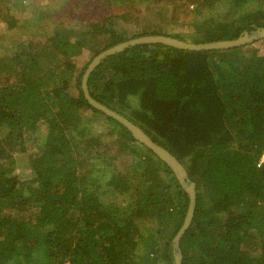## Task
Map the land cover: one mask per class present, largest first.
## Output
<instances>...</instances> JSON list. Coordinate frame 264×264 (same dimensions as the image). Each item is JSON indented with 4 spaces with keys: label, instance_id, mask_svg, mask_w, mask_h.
<instances>
[{
    "label": "trees",
    "instance_id": "1",
    "mask_svg": "<svg viewBox=\"0 0 264 264\" xmlns=\"http://www.w3.org/2000/svg\"><path fill=\"white\" fill-rule=\"evenodd\" d=\"M68 1L60 14L49 12L53 36L44 46L65 59L87 48L91 58L77 74L69 67L68 77L41 74L33 56L20 59L23 43L0 44L15 51L14 65L5 67L12 74L0 86V156L9 161L25 150L23 134L47 126L43 147L29 154L34 175L12 174L14 159L0 165V264H175L178 248L181 264H264V53L251 46L255 40L210 50L136 43L108 55L88 77L94 100L136 124L195 183L191 220L177 250L189 194L162 158L91 106L82 89L88 64L114 45L156 34L193 44L238 39L264 28V8L204 23L186 38L152 24V14L145 26L138 16L136 28H116L127 15L109 11L94 12L80 32L72 20L71 26L58 22ZM97 1L112 0H82L84 13ZM252 1L234 0L231 14ZM221 2L182 0V11L162 20L187 22ZM4 5L0 19L13 34L20 25ZM97 120L110 127L116 145L99 146L106 137L89 126ZM120 193L131 197L129 204H117Z\"/></svg>",
    "mask_w": 264,
    "mask_h": 264
},
{
    "label": "rangeland",
    "instance_id": "2",
    "mask_svg": "<svg viewBox=\"0 0 264 264\" xmlns=\"http://www.w3.org/2000/svg\"><path fill=\"white\" fill-rule=\"evenodd\" d=\"M81 1L82 0H69L65 3L64 13L66 14V18H57L59 19L58 22L63 23V25H67L70 24V20H72V22L74 21L73 26L76 27L78 31L83 32L84 23H88L91 20L90 18L93 17L94 12L98 13L100 11H109L112 16L120 17V15H127V20L120 17L118 20L119 25L115 26L116 28L124 27L126 29L131 27L136 28L134 19L138 16H142V19L144 20L142 26H145L146 19L148 18L147 16L152 14L154 18L152 24L157 23L159 26H164L166 29L175 28L176 32L184 34L186 38H188L191 33L199 31L198 29L202 27L204 23L213 24L214 21L221 22L227 20H237L242 15L244 16L248 12L255 11L257 6L264 8V0H254L250 3L241 4V7L235 13L231 14V7H233L234 10L238 8L237 6H233L234 0H222L220 4L215 3L212 6L206 7L196 16L191 17L192 15H188V17L185 18L187 22L173 24L166 20H162V18L165 16L167 18L170 14L176 13V10L182 11L183 8L180 6L182 0H143L141 2H138L137 0H133L132 2L126 0H112L109 3L97 1L93 4V8L86 9V13H84V5L80 4ZM0 2L5 4L4 6L6 9H4L3 6V11L9 10V14L13 15L20 25V27L15 28V32L13 34H9L8 30H6L7 24L5 21L0 19V36H4L3 38H1L2 36L0 37V44L7 43L10 38L18 43V45L19 43H23L22 46L17 47L19 51L17 53L21 55L20 59L24 62H29V58L33 56L41 66V74H50L52 70L57 73V75L61 73L63 75L66 73L68 77L69 69H74V73L77 74L79 69H81L83 65L85 66V64L90 60L92 53L84 47H82L79 54L72 56L70 59H65L62 58L61 55H56L55 58L52 57V53H50L44 46V44L47 43V39L53 36L54 23L51 18L53 20L55 19L53 18L55 12L58 11V14L62 12V9L60 8L63 6V0H0ZM39 5L44 11L41 14L36 11ZM149 5H151V12L147 10ZM78 7L79 11H77ZM51 10H54V14H49ZM69 26H71V24ZM257 31L258 29H255V33H257ZM249 34L251 35L254 33L251 32ZM251 46L259 49V52L264 53L263 38L255 40ZM14 52V50L10 51L0 46V60H2L0 61V86L6 85V76L12 74V72L9 71L11 68L5 69V67L7 64H13L11 57ZM66 60H69V66L65 63ZM17 67V70L19 71L20 64H17ZM37 126L41 127L39 128V131L30 130L31 132L22 135L24 136L23 146L25 150L15 152L12 158L6 162L4 161L5 158L0 156V165L3 169L6 168V166H9L10 161L14 159L16 162L14 164L15 166L13 167L12 174L19 175V177L24 175H34V168L30 164L31 161L29 154L32 152L37 153L38 150L43 147L44 143L42 135L45 134L47 129V126L44 123H38ZM89 126L92 133H99L101 136L106 137L105 141H100L99 146H102L107 142L111 143V145H116L117 137L112 134L107 135L110 127L104 121L97 120L90 123ZM98 149H93L92 153L96 154ZM100 151H103V147L100 148ZM263 160L264 156L261 157L260 161ZM125 197L127 199H124ZM129 198L131 200V197L127 194L120 193L117 199V204H126L128 203ZM161 243H166L165 239Z\"/></svg>",
    "mask_w": 264,
    "mask_h": 264
},
{
    "label": "water",
    "instance_id": "3",
    "mask_svg": "<svg viewBox=\"0 0 264 264\" xmlns=\"http://www.w3.org/2000/svg\"><path fill=\"white\" fill-rule=\"evenodd\" d=\"M264 36V28L261 30H258L255 34H244L243 36L239 37L238 39L233 40H224V41H216V42H209V43H200V44H193V43H187L184 41H180L177 39H173L171 37H167L164 35H146L141 36L139 38L131 39L128 41L121 42L117 45H114L106 50H103L99 54H97L91 62L88 64L87 68L85 69V72L82 76V89L84 93L85 99L88 101V103L95 107L96 109L100 110L104 114L109 115L110 117L118 120L120 124H122L130 133L131 135L139 142L144 144L147 148L151 149L153 152H155L160 158L163 159L164 162H166L175 172L176 177L183 186V188L186 190V192L190 196V205L187 213V217L184 221L183 226L178 231L174 238L175 242V250H177L178 246V240L180 236L183 234L184 230L187 228V226L190 223L193 207L195 203V183L189 182V178H187L186 171L183 167V165L166 149L162 148L160 145L155 143L146 133H144L136 124H134L132 121L127 119L126 117L118 114L116 111L112 110L108 106L101 104L94 100V98L89 94L87 89V80L90 75V73L94 70V68L98 65V63L106 58L108 55L113 54L115 52L121 51L124 48L134 45L136 43H165L170 44L174 47H177L179 49H188V50H210V49H224V48H231L236 47L239 45H242L246 42H250L253 40H256L260 37ZM179 250V248H178ZM177 250V251H178ZM177 251L174 252L175 256V264H181V254Z\"/></svg>",
    "mask_w": 264,
    "mask_h": 264
}]
</instances>
